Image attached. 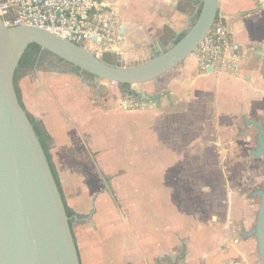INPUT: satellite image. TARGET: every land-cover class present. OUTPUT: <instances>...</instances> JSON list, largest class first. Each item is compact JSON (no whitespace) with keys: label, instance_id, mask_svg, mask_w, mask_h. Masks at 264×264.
I'll return each mask as SVG.
<instances>
[{"label":"crops","instance_id":"0c3cea01","mask_svg":"<svg viewBox=\"0 0 264 264\" xmlns=\"http://www.w3.org/2000/svg\"><path fill=\"white\" fill-rule=\"evenodd\" d=\"M106 1L118 9L126 24L124 51L133 63L138 62L137 57L145 61L153 53L171 46L177 36L186 32L200 8L199 0ZM261 1L264 2L219 0V12L227 18L219 19L229 29L241 56L237 75L202 74L193 54L168 73L138 85L141 92L158 99V102L150 101L155 104L152 110L125 109L126 94L120 101L122 111L160 113L165 106L170 107L176 97L190 93L196 99H211L218 121L222 119L234 125L241 119L240 134L247 133L248 144L252 142L250 136L258 135L257 124L262 125L264 140V63H259L254 52L250 53L264 42ZM139 4L143 9L137 13ZM244 13L247 16L242 18ZM40 71L35 69V74ZM28 72L19 80L22 102L52 139L51 160L66 204L77 215L71 230L80 264H259L255 237L250 235L254 229L249 226L252 205L246 198H238L235 192L228 195L230 199L223 209L228 217L224 221L212 218L198 225L185 240L173 235L166 237L164 229L159 230L160 240L153 238L149 243L147 239L150 253H140L135 242V228L125 227L120 221L118 203L114 204L119 190L112 187L109 191L104 186L108 177H102L97 167L102 156L86 141L87 113L81 109V103L74 101L78 96L73 97L62 74L57 77L54 72H42L53 73L47 83L30 80L26 77ZM175 163L179 162L175 160ZM150 193L152 197L151 190ZM158 194L167 195L164 191ZM162 201L166 203L167 200ZM157 235L155 231L154 236ZM182 245L186 250L180 254L178 248Z\"/></svg>","mask_w":264,"mask_h":264},{"label":"rangeland","instance_id":"374dc122","mask_svg":"<svg viewBox=\"0 0 264 264\" xmlns=\"http://www.w3.org/2000/svg\"><path fill=\"white\" fill-rule=\"evenodd\" d=\"M142 9L140 4L136 6L137 13ZM44 57L54 59L48 54ZM149 58L151 56L145 60ZM107 59L108 63L123 67L136 64L118 63L112 56ZM137 61L144 62L138 57ZM43 67L38 70H49L57 77L62 74L73 97L78 96L74 101L86 110V141L102 156L97 167L102 177H108L104 186L109 191L112 187L119 190L114 204L118 203L120 221L125 227L135 228L140 253H150L147 239L149 243L153 238L160 240L159 230L164 229L166 237L173 235L185 240L198 225L212 218L227 219L223 209L230 192L250 202L249 226L254 227L260 199L253 193L264 186V160L251 155L257 147V136H250L252 142L248 144L247 133L240 134L241 119L234 125L222 119L218 121L212 100L196 99L190 93L176 97L170 107L165 106L160 111L162 114L124 113L120 101L127 93H123L119 85L80 77L69 65L58 69L51 66L48 70ZM42 72L35 74V70H31L26 77L48 83L53 73ZM23 73L18 76V88ZM101 84L106 85L105 94L95 96ZM132 91L142 90L135 86ZM150 190L156 195L151 197ZM160 191L167 195L159 196ZM162 199L167 200L166 203ZM155 231L157 236H154ZM178 250L180 254L185 253V245Z\"/></svg>","mask_w":264,"mask_h":264},{"label":"water","instance_id":"95a60500","mask_svg":"<svg viewBox=\"0 0 264 264\" xmlns=\"http://www.w3.org/2000/svg\"><path fill=\"white\" fill-rule=\"evenodd\" d=\"M199 3L196 20L176 44L127 67L98 60L83 47L42 29L6 28L0 19V264H80L61 195L13 86L15 69L27 47L35 44L95 80L134 88L195 54L217 17L227 19L219 12V0ZM259 9L264 11L263 1ZM251 52L264 63V42ZM96 89L95 96H100L106 85ZM137 97L158 102L144 92ZM257 127V147L251 155L264 160L263 128L261 124ZM254 195L260 201L250 235L255 237L259 264H264V186Z\"/></svg>","mask_w":264,"mask_h":264},{"label":"built area","instance_id":"2783aa9c","mask_svg":"<svg viewBox=\"0 0 264 264\" xmlns=\"http://www.w3.org/2000/svg\"><path fill=\"white\" fill-rule=\"evenodd\" d=\"M0 19L6 28L34 27L57 35L83 47L98 60L112 56L118 63L129 61L124 51L126 24L118 9L106 0H0ZM195 55L202 74L239 73L238 46L219 18ZM123 106L142 111L152 110L155 104L128 95Z\"/></svg>","mask_w":264,"mask_h":264},{"label":"trees","instance_id":"16d2710c","mask_svg":"<svg viewBox=\"0 0 264 264\" xmlns=\"http://www.w3.org/2000/svg\"><path fill=\"white\" fill-rule=\"evenodd\" d=\"M198 13H199V11H198ZM198 13L192 19L191 25L196 20V18L198 16ZM216 20H218V17H217ZM184 34L185 33L177 36L174 39V41H173V43L171 45L176 44L183 37ZM43 54H46V53L44 51H42L40 49V47H38L35 44H30L27 47V49L25 50L24 54L20 58V60L18 62V65H17V67L15 69L14 76H13V86H14L15 94L17 96V100L19 102V105L21 106V108L25 112V114L27 116V119L29 120V122H30V124H31V126L33 128V131H34V133H35V135H36V137L38 139V142H39V144L41 146V149H42V151H43V153L45 155V158H46L47 163L49 165L50 171H51L52 176L54 178L55 184H56L57 189H58V191H59V193L61 195V199H62V202H63L65 214H66V216L68 218V224H69V226L71 228L72 227V223H73L74 219L77 217V215L66 204V201H65V198H64V195H63V192H62V189H61L58 177H57V173H56L54 164L52 163V160H51L50 150H51L52 139L49 136V134L46 132V130L44 129L43 124L40 121L36 120L32 115H30L26 111V109H25V107L23 105V102H22L20 90H19L18 87H16V82H17L19 74L22 71L26 70V69H33L35 67V65H36V62H37L39 56L43 55ZM107 58H106V60L108 62L109 60ZM119 87H120V89H121V91L123 93H127L128 95L134 96V97L138 96L137 92L129 91L130 86H128V85H120ZM71 232H72V230H71ZM72 236H73V234H72ZM73 239H74V236H73ZM74 241H75V239H74ZM76 249H77V247H76ZM77 254H78V251H77ZM78 257H79V255H78Z\"/></svg>","mask_w":264,"mask_h":264},{"label":"flooded vegetation","instance_id":"af4514ba","mask_svg":"<svg viewBox=\"0 0 264 264\" xmlns=\"http://www.w3.org/2000/svg\"><path fill=\"white\" fill-rule=\"evenodd\" d=\"M247 16V14L246 13H244L243 15H242V18L243 17H246ZM46 56V55H45ZM46 59V57H44V54L43 55H40L39 56V58H38V60H37V62H36V65H35V67L33 68V69H26V70H24V71H22V72H27V71H31V70H35V69H37V68H39V67H42V66H45V67H43V69L44 68H46L47 69V67L49 68V67H51V66H53V67H55V68H59L60 66H63V65H67L68 66V64H66V63H64V62H62V61H60L59 59H53V60H45ZM107 61V60H106ZM69 67L71 68V66L69 65ZM54 68V69H55ZM49 69H51V68H49ZM48 70V69H47ZM78 74H79V76L80 77H92V76H90V75H88V74H85V73H80L77 69H74ZM49 71V70H48ZM62 71V70H61ZM64 72L66 71V70H63ZM59 73V72H58ZM93 78V77H92Z\"/></svg>","mask_w":264,"mask_h":264}]
</instances>
